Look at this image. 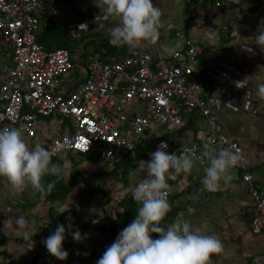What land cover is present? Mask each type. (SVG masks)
<instances>
[{
	"label": "crops",
	"instance_id": "1",
	"mask_svg": "<svg viewBox=\"0 0 264 264\" xmlns=\"http://www.w3.org/2000/svg\"><path fill=\"white\" fill-rule=\"evenodd\" d=\"M43 1L45 6L35 42L47 52L69 51L76 80L73 85L83 82L86 63L91 59L111 62L132 50H140L149 52L156 60L182 51L189 43L201 44L206 62L201 72L194 69L195 65L191 68L209 84V107L222 128V134L241 148L246 166L264 186V97L257 93V83L264 81V49L254 41L264 26V0H153L162 10L160 38L156 44L146 43L136 48L110 42L109 33L118 21L113 18L101 22L96 0ZM216 1L220 2L218 7ZM210 12L214 13L212 19L208 18ZM243 80L245 85L237 86V81ZM206 127L205 117L183 115V123L175 131L169 133L161 129L157 135L174 148L191 147L199 144L200 132ZM68 128L69 121L60 116L41 121L37 137L28 146L39 143L46 147L52 129L57 134ZM153 139L157 140L153 136L147 143ZM151 153L152 150L128 173L127 185L111 177L114 166L109 169L94 156L87 155L90 157H84L77 165L83 173L77 178L79 187H73L64 202L51 203L40 193L35 197L36 191L29 183L23 190H17L6 177L0 176V264H96L102 249L111 245L120 233L118 231L110 239L100 234V226L107 223L104 214L115 218L120 210V200L133 197V187L144 178L147 169L144 161L151 159ZM202 153L193 158L191 173L177 174L181 183L168 181V200L172 198L173 206L180 211L168 219L167 227L187 219L193 230L218 237L222 241V250L213 253L207 264H251L254 257L264 254V233L255 235L250 231L253 202L248 186L241 181L240 172L232 168L229 183L222 182L216 191L204 189L202 177L208 161L204 158L205 165L200 164ZM68 155H61L58 159L63 168L68 166L70 171L72 162ZM97 166L98 171L95 170ZM63 173L68 175L64 170ZM92 173L104 174V183H91L95 193L84 194V202L82 190L87 176ZM109 180L113 182L112 187L102 190V184L104 186ZM100 191H108V204H104L106 197ZM78 201L85 204L78 206ZM51 206L57 222L53 230L45 228ZM19 216L27 221L25 227L15 225V218ZM61 223L66 228L63 246L67 243L73 246L65 260L52 256L43 243ZM25 228L35 232L32 248H29L30 241L23 236ZM77 229L82 234L80 241L72 236Z\"/></svg>",
	"mask_w": 264,
	"mask_h": 264
},
{
	"label": "built area",
	"instance_id": "2",
	"mask_svg": "<svg viewBox=\"0 0 264 264\" xmlns=\"http://www.w3.org/2000/svg\"><path fill=\"white\" fill-rule=\"evenodd\" d=\"M219 5L216 1L215 6ZM44 6L43 0H0V128H20L28 144L37 137L41 121L60 116L69 121L70 128L48 137L46 148L52 157L92 155L109 169L153 136L157 140L152 152L162 141L167 142L166 151L177 155L187 151L193 158L199 157L206 144L217 150L230 148L239 153L233 169L240 172L253 202L250 231L263 234L264 186L246 166L241 148L222 134L209 107V84L193 70L195 65L201 72L206 62L203 46L189 43L182 51L156 60L140 50L111 62L91 59L83 82L73 85L76 80L69 51L47 52L35 42ZM213 15L208 13V18ZM192 114L207 122L199 144L174 148L157 135L161 129L175 131L182 125L183 115ZM200 164L205 165V160ZM146 173L147 169L144 178ZM180 179L173 174L168 181L181 183ZM169 196L170 190L167 200ZM63 247L72 251L68 244ZM251 264H264V254L254 257Z\"/></svg>",
	"mask_w": 264,
	"mask_h": 264
},
{
	"label": "clouds",
	"instance_id": "3",
	"mask_svg": "<svg viewBox=\"0 0 264 264\" xmlns=\"http://www.w3.org/2000/svg\"><path fill=\"white\" fill-rule=\"evenodd\" d=\"M96 4L101 22L113 18L118 21L109 33L111 43L136 48L146 43L156 44L159 40L162 10L153 0H96ZM254 41L264 49V26ZM243 46L247 48L248 44ZM245 80L237 81V86H244ZM257 93L264 97V81L257 83ZM167 147V142L162 141L160 147L150 154L151 159L144 161L146 177L133 189V197L140 203L137 215L120 231L96 264H207L213 253L222 250V241L218 237L193 230L187 219L182 223L176 221L167 228L162 225L171 208L166 199L170 189L169 177L191 173L194 167L190 152L177 155L166 151ZM52 156V151L39 143L29 147L20 128H0V176L6 177L17 190H23L29 183L42 195L50 192L56 181L45 184L43 177L53 174L60 179L63 175L62 166L53 163ZM204 158H207L208 165L204 169L202 184L208 191L218 190L222 182L229 183L232 179L230 170L240 160L238 152L230 148L217 150L210 144L204 146L200 159ZM14 223L17 227L27 225L23 216L15 218ZM65 233V225L61 223L43 241L48 252L59 260H65L69 255L63 247ZM153 233L159 235L153 238ZM34 235V231L25 228L23 236L30 241L29 248L34 246ZM72 236L76 241L82 239L79 229L73 231Z\"/></svg>",
	"mask_w": 264,
	"mask_h": 264
},
{
	"label": "trees",
	"instance_id": "4",
	"mask_svg": "<svg viewBox=\"0 0 264 264\" xmlns=\"http://www.w3.org/2000/svg\"><path fill=\"white\" fill-rule=\"evenodd\" d=\"M225 33L227 34V32ZM155 142H156V139H153L149 141L144 147L137 149L134 152V155L123 156L122 159L119 162H117L114 165V168L111 170V177H113V179L119 180L123 185H127L128 173L134 170L135 166L138 163H140V161L143 160V158L152 150ZM52 162L58 163L63 168V164L58 158L52 157ZM77 165H78L77 163L76 164L72 163L71 169L68 175L65 176L63 173L60 179H56L55 175L53 174H46L43 177L45 184H47L49 181H53V180L56 181L54 188L50 192L43 194L46 201H49L51 203L57 202V201L64 202L67 198V195L71 192L72 188L79 187L77 178L83 176V173L82 171L78 170ZM118 170H120L119 173H118ZM104 178H105L104 174L98 175V174L92 173L87 176L86 183H84V189L82 190L84 192L82 196L83 200L85 198L86 193H88L89 195H92L95 193L92 187L90 186L91 183L95 181L104 183ZM100 194L103 197H106L104 204L105 205L108 204L107 203L109 201L108 191L103 192V193L100 191ZM35 195H36L35 197H37L39 195V192L36 191ZM168 201L171 204V208L167 216L161 222L165 228H167L168 219L170 217H175L176 215H178L180 211L179 208L177 209L176 207L173 206L172 198H170ZM77 204L78 206H82L85 203H83V201H78ZM118 206L120 210L119 212L116 213L115 218L112 219L111 217L104 214V218L106 219L107 223H104L100 226L99 232L106 239L114 238L118 231H121L129 223L132 222V220L137 215L138 208L140 207V203L137 202L134 199V197H131V198L124 197L120 200ZM71 213H73V209ZM48 218H49V223L45 226V228L53 230L55 226L57 225L56 224L57 222L54 216V208L52 206L49 207ZM152 235H153V238H156L159 234L153 233ZM70 240L71 239H69V241ZM67 244L72 247V251H73V246L70 243H67ZM105 250H106L105 248L102 249L103 253L105 252ZM36 257H39V255L38 256L36 255Z\"/></svg>",
	"mask_w": 264,
	"mask_h": 264
},
{
	"label": "rangeland",
	"instance_id": "5",
	"mask_svg": "<svg viewBox=\"0 0 264 264\" xmlns=\"http://www.w3.org/2000/svg\"><path fill=\"white\" fill-rule=\"evenodd\" d=\"M53 132H55V130L54 129H52V132H49V135H53L54 133ZM69 155H68V158H69V160L72 162V163H74V164H78V162H80L81 160H84V157H86V158H88V157H90V156H82V155H80V154H78V153H68ZM62 155H65V154H62ZM94 158H96V159H98L96 156H94ZM69 169V167L68 166H65L64 168H63V170L66 172V173H69L70 171L68 170ZM87 173H88V171H87ZM106 179H108V178H106ZM113 182H112V180H109L108 182H106V184H104V186H103V184H102V190H105V189H107V187H109V186H111V184H112ZM107 185V186H106ZM96 187H98V186H96ZM112 187V186H111ZM114 195H115V192H114ZM97 197L98 198H100L101 199V196L99 195V194H97ZM118 198V197H117ZM46 205H43V207H45ZM45 209V208H44ZM114 210V209H113ZM45 211V210H44ZM109 211H110V213L112 212V210H110L109 209Z\"/></svg>",
	"mask_w": 264,
	"mask_h": 264
}]
</instances>
